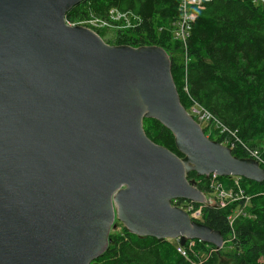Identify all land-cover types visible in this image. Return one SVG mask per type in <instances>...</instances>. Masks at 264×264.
<instances>
[{"label":"water","instance_id":"water-1","mask_svg":"<svg viewBox=\"0 0 264 264\" xmlns=\"http://www.w3.org/2000/svg\"><path fill=\"white\" fill-rule=\"evenodd\" d=\"M82 1L0 0V264H90L115 217L141 237L221 249L171 201L219 206L190 171L263 183L264 167L205 136L162 48L67 24ZM147 118L182 158L146 137Z\"/></svg>","mask_w":264,"mask_h":264},{"label":"trees","instance_id":"trees-1","mask_svg":"<svg viewBox=\"0 0 264 264\" xmlns=\"http://www.w3.org/2000/svg\"><path fill=\"white\" fill-rule=\"evenodd\" d=\"M180 0H84L64 17L76 26L91 17L106 18L110 9L131 13L135 25L115 33L108 45L162 48L170 60V72L181 105L207 110L219 123L203 128L208 139L231 147L238 158H249L247 147L264 144V6L252 0H211L196 10L184 43L176 40L173 26L179 18ZM95 32L100 36L105 30ZM146 137L182 158L172 133L157 120L142 122ZM264 156V153L262 154ZM262 167V166H261ZM197 188L210 194L209 177L186 174ZM223 187L236 190L231 177H216ZM249 197L225 207L203 204V223L220 232L223 246L188 240L138 236L127 229L108 235L106 250L90 264H264V182L239 179ZM196 207L198 204L193 203ZM241 210V214H235ZM185 255L177 251V247Z\"/></svg>","mask_w":264,"mask_h":264},{"label":"built area","instance_id":"built-area-1","mask_svg":"<svg viewBox=\"0 0 264 264\" xmlns=\"http://www.w3.org/2000/svg\"><path fill=\"white\" fill-rule=\"evenodd\" d=\"M209 1L211 0H180L178 6L179 18L173 26V35L176 40L180 41L181 43L185 42L186 38L189 35L191 25L196 18V10H199L204 3ZM252 1L258 5L264 6V0ZM136 20H138V18L131 13H123L113 8L109 10L106 18L91 17L90 19L83 22L81 26H84L94 32L95 30L99 31L105 29L118 30L135 25ZM187 112L197 123L201 125V127L204 128L208 125H211V128L213 129H220V123L203 107L195 104L192 105ZM248 155L249 158L254 159L260 166L264 167V162L260 159V157L256 155L255 152L250 154V151H248ZM216 177L217 176L215 174L211 175L209 190L215 195V197H213L214 195L212 197L218 203L219 207H225L228 204L240 199H244V204H247L249 197H245L243 195V191L241 190L239 183L240 178L231 177V180L236 187V190L234 191L231 188L226 190L223 187L222 183L216 179ZM181 204L182 205H179L180 207H177L183 209L189 215L191 220L197 221L201 218V209L203 204L196 203L198 204L197 207L191 202L182 201ZM241 212L242 211L239 210L237 214L239 215L241 214ZM177 251L181 252L182 255H185L184 251L179 247V245L177 247Z\"/></svg>","mask_w":264,"mask_h":264},{"label":"rangeland","instance_id":"rangeland-1","mask_svg":"<svg viewBox=\"0 0 264 264\" xmlns=\"http://www.w3.org/2000/svg\"><path fill=\"white\" fill-rule=\"evenodd\" d=\"M119 30H121V29H118V30H107V29H105L106 32H103L101 34V38L103 39L104 42H106V41L108 42V40H111V39L115 38V33L117 34L118 33L117 31H119ZM202 129H203V127H202ZM247 150L250 151V154L255 152L256 155L258 157H260V159L264 162V156L262 155L264 153V144L262 142L261 143H257V144H251V146L247 147ZM209 195L212 197L214 194L210 193ZM213 197H215V195ZM171 203L174 206L175 205L176 206L182 205L181 204V200H172ZM238 212H239V210L235 214H237ZM124 229H126L124 227V225L121 222H119L117 220V218L115 217L112 225L110 226L109 233L110 234H114V233L118 234V233L123 232ZM170 241H172V239ZM262 262L264 263V259L262 260Z\"/></svg>","mask_w":264,"mask_h":264},{"label":"flooded vegetation","instance_id":"flooded-vegetation-1","mask_svg":"<svg viewBox=\"0 0 264 264\" xmlns=\"http://www.w3.org/2000/svg\"><path fill=\"white\" fill-rule=\"evenodd\" d=\"M182 202V201H181ZM184 202V201H183Z\"/></svg>","mask_w":264,"mask_h":264}]
</instances>
